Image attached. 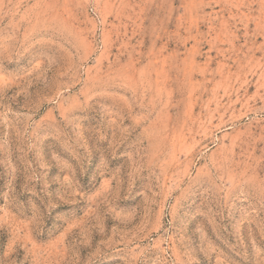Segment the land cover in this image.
<instances>
[{"label":"rangeland","instance_id":"obj_1","mask_svg":"<svg viewBox=\"0 0 264 264\" xmlns=\"http://www.w3.org/2000/svg\"><path fill=\"white\" fill-rule=\"evenodd\" d=\"M0 264H264V0H0Z\"/></svg>","mask_w":264,"mask_h":264}]
</instances>
